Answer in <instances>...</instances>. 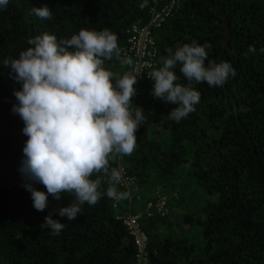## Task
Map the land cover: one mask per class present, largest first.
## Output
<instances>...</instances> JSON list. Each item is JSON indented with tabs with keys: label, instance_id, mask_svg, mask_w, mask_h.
I'll return each mask as SVG.
<instances>
[{
	"label": "trees",
	"instance_id": "trees-1",
	"mask_svg": "<svg viewBox=\"0 0 264 264\" xmlns=\"http://www.w3.org/2000/svg\"><path fill=\"white\" fill-rule=\"evenodd\" d=\"M154 1L141 9L143 0H9L0 11V264H137L135 244L117 217L141 209L159 186L171 196L169 214L140 222L147 237L145 264H264V163L259 159L264 157V0H177L172 17L154 32L156 70L167 49L192 41L210 44L208 58L217 62L224 31L212 5L219 7L230 34L221 61L236 75L222 87L193 82L200 101L179 122L168 118L177 105L151 95L153 81L133 85L131 104L143 109L145 121L135 133V151L121 162L136 178L140 202L109 199L103 178L101 199L94 206L85 203L82 214L68 221L57 212L74 202L72 195L64 193L59 201L49 195L48 208L39 212L24 187L19 168L28 137L11 111L18 104L13 92L22 85L3 61L18 59L38 35H55L59 42L81 29L107 28L117 35L122 53L128 29L148 22ZM43 6L52 20L31 12ZM104 67L114 74L113 83L128 73L115 55ZM179 68L173 70L175 83L187 85ZM109 166L117 168V161L110 159ZM33 187L46 193L41 184ZM49 213L64 224L59 235L40 227Z\"/></svg>",
	"mask_w": 264,
	"mask_h": 264
},
{
	"label": "clouds",
	"instance_id": "clouds-1",
	"mask_svg": "<svg viewBox=\"0 0 264 264\" xmlns=\"http://www.w3.org/2000/svg\"><path fill=\"white\" fill-rule=\"evenodd\" d=\"M8 4L9 0H0V11L6 10ZM139 7H148V0ZM31 12L41 19H53L47 6L32 8ZM117 40V35L107 28L81 29L59 42L55 35L44 33L29 39L31 47L22 51L18 59L3 61L10 68L9 76L22 85L13 92L18 104L11 111L25 125L22 132L28 139L19 172L36 211L48 208L49 195L59 201L67 193L74 202L59 208L57 214L74 221L82 214L85 203L94 206L101 199L103 178L109 183V199L120 201L130 196L127 191L117 190L115 185L122 182V174L110 168L109 161L135 151V133L145 117L142 108L131 104L137 76L125 73L115 77L113 83L114 74L104 67L113 55L121 58ZM210 47L208 43L192 41L175 50L169 48L168 55L161 57L162 67L148 74L153 81L151 95L177 105L168 114L170 120L179 122L196 110L200 93L193 82L222 87L229 76L235 77L229 62L217 63L208 58L206 49ZM248 51L254 53L256 49L250 45ZM260 52L264 53V48ZM122 63L130 65L132 61L124 58ZM177 64L187 85L175 83L178 77L173 70ZM94 174L97 178L91 179ZM34 183L43 185L46 193L33 187ZM52 214L44 217L40 227L59 235L64 224L52 219Z\"/></svg>",
	"mask_w": 264,
	"mask_h": 264
},
{
	"label": "built area",
	"instance_id": "built-area-1",
	"mask_svg": "<svg viewBox=\"0 0 264 264\" xmlns=\"http://www.w3.org/2000/svg\"><path fill=\"white\" fill-rule=\"evenodd\" d=\"M177 10V0H155L154 6L149 12V20L145 25H132L126 35V46L122 49L121 57L130 58V65L123 64L128 73L137 76V85L141 81H152L148 74L156 70V44L154 32L172 17ZM122 157H117V169L121 171L122 182L118 186L130 193L129 201L140 202V196L137 193L136 178L128 173L126 166L122 164ZM176 198L175 195H173ZM171 198L163 187H157L152 194V199L148 201L141 209L137 211L124 212L117 217L123 226L127 229L137 250V264L146 263L147 237L142 230L140 222L143 217H166L169 214L168 201ZM116 201V200H115ZM130 206V205H129ZM113 209H117L116 202Z\"/></svg>",
	"mask_w": 264,
	"mask_h": 264
},
{
	"label": "water",
	"instance_id": "water-1",
	"mask_svg": "<svg viewBox=\"0 0 264 264\" xmlns=\"http://www.w3.org/2000/svg\"><path fill=\"white\" fill-rule=\"evenodd\" d=\"M212 6L219 12V14L221 15L222 20H223L222 26H223V31H224V41H223V44H222V47H221V50L219 52L218 59H217V63H219L222 60L223 53L228 46L230 34H229L228 21H227V18L225 16L224 12L219 7L214 6V5H212ZM232 103H233V101H232ZM233 107H234V111H235V105L234 104H233ZM248 142H249L250 147H252V143H251L250 139H248ZM253 154H254V151H253ZM259 159L264 163V157L259 158Z\"/></svg>",
	"mask_w": 264,
	"mask_h": 264
}]
</instances>
